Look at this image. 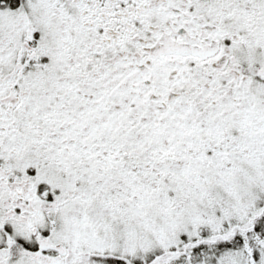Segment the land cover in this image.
Wrapping results in <instances>:
<instances>
[{
  "label": "snow or ice",
  "instance_id": "snow-or-ice-1",
  "mask_svg": "<svg viewBox=\"0 0 264 264\" xmlns=\"http://www.w3.org/2000/svg\"><path fill=\"white\" fill-rule=\"evenodd\" d=\"M0 264H264V0H0Z\"/></svg>",
  "mask_w": 264,
  "mask_h": 264
}]
</instances>
